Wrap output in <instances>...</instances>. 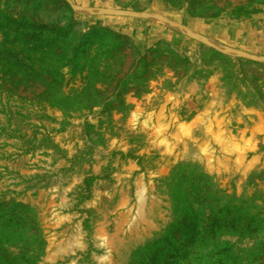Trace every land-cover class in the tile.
Returning <instances> with one entry per match:
<instances>
[{
    "label": "rangeland",
    "instance_id": "374dc122",
    "mask_svg": "<svg viewBox=\"0 0 264 264\" xmlns=\"http://www.w3.org/2000/svg\"><path fill=\"white\" fill-rule=\"evenodd\" d=\"M0 264H264V0H0Z\"/></svg>",
    "mask_w": 264,
    "mask_h": 264
}]
</instances>
